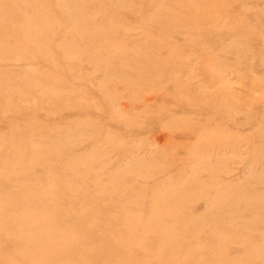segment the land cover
<instances>
[{
    "label": "rangeland",
    "instance_id": "374dc122",
    "mask_svg": "<svg viewBox=\"0 0 264 264\" xmlns=\"http://www.w3.org/2000/svg\"><path fill=\"white\" fill-rule=\"evenodd\" d=\"M17 167L9 199L55 192L84 234L54 228V264L147 260H111L94 214L160 206L192 264H264V0H0V178Z\"/></svg>",
    "mask_w": 264,
    "mask_h": 264
},
{
    "label": "bare ground",
    "instance_id": "6f19581e",
    "mask_svg": "<svg viewBox=\"0 0 264 264\" xmlns=\"http://www.w3.org/2000/svg\"><path fill=\"white\" fill-rule=\"evenodd\" d=\"M29 167H17L15 169H9L0 178V234L2 238H7L12 240L13 251L16 255L15 259L5 262L4 264H54L57 259H61L62 256L67 253L61 254L68 246L60 244V241L66 240L68 233L80 234L81 231L74 223H64L61 222V218L65 215L66 210L64 207L58 205L54 209H47L48 200L58 198V195L52 191H39L38 188H32L33 196L29 197L25 192V185L19 187L21 195L17 196L16 199H9V194L14 190V187L8 185V183L14 178L25 173ZM72 189H69L70 192ZM27 201L29 205H34L41 208L40 214L36 215L34 218L30 217L28 214L21 213L19 215L7 216L6 211L15 204V202ZM157 201L155 200L154 204ZM171 204H173L171 202ZM177 204V202L175 203ZM51 206V205H49ZM161 207V206H160ZM157 207L156 209H151V212L145 216L133 217L131 211H127L126 220L106 221L104 222L97 219V215H101L99 210L95 211L94 222L101 225L113 236L115 243V249L110 252V259H115L124 257L125 260L129 261V257L135 254L137 249H142L147 254V260L143 261L144 258L137 259L134 264H173L175 259H181L182 264H192L197 263L196 259L189 255L190 253H185L184 258L180 257L181 252L180 239L176 235L177 226L169 227L165 225L163 221L164 215L166 216V211L164 208ZM152 208V207H151ZM154 208V206H153ZM160 208V209H159ZM159 209V210H158ZM155 216L153 217V211ZM75 215V213H72ZM172 217V215H170ZM158 217V218H157ZM122 223V224H121ZM121 224V230L118 232H112V227ZM173 225V224H172ZM56 229H62L66 234L62 237H58L54 234ZM84 236L83 233L80 234ZM156 235L160 236V240L157 241ZM126 243L123 244V241ZM129 243V244H128ZM156 246L159 250H163L169 259L163 254V256L157 254H150V249ZM177 248V249H176ZM92 248H88V252ZM202 253V252H200ZM26 256V258H25ZM200 254L197 253V258L200 262L202 258L199 257ZM214 256L213 254L210 255ZM134 259V257H133Z\"/></svg>",
    "mask_w": 264,
    "mask_h": 264
}]
</instances>
